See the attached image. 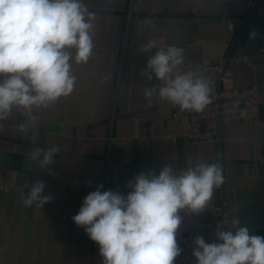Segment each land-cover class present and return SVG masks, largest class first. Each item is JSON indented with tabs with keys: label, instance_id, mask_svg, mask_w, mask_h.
Returning a JSON list of instances; mask_svg holds the SVG:
<instances>
[{
	"label": "crops",
	"instance_id": "1",
	"mask_svg": "<svg viewBox=\"0 0 264 264\" xmlns=\"http://www.w3.org/2000/svg\"><path fill=\"white\" fill-rule=\"evenodd\" d=\"M83 2L95 13L96 48L87 64L73 66L75 90L34 123L13 112L0 130V170L13 186L0 193V264H102L99 246L72 220L86 195L102 185L101 191L126 196L128 182L142 171L179 170L197 160H220L224 183L203 211L186 213L213 222L224 200L229 221L235 216L250 235L264 237V129L240 120L222 127L219 144L186 141L171 118L181 110L159 99L149 104L144 88L157 81L140 75L154 54L139 50L149 40L182 48L183 71H202L204 61L224 57L232 38L226 18L240 16L246 0ZM256 3L260 17L240 27L227 69L233 86L257 87L264 121V0ZM195 9L199 16L191 14ZM20 123H28L26 132L17 130ZM52 146L61 151L40 169L31 154ZM38 181L53 199L40 209L25 207L21 196ZM198 235L217 242L216 232L199 229Z\"/></svg>",
	"mask_w": 264,
	"mask_h": 264
},
{
	"label": "clouds",
	"instance_id": "2",
	"mask_svg": "<svg viewBox=\"0 0 264 264\" xmlns=\"http://www.w3.org/2000/svg\"><path fill=\"white\" fill-rule=\"evenodd\" d=\"M94 21L95 13L83 0H0V130L14 110L34 123L39 112L73 93V66L87 64L95 54ZM139 50L154 53L140 73L149 82L157 81L144 88L149 104L159 99L198 113L212 102V83L200 66L182 70V48L157 47L149 40ZM28 123H20L17 130L26 132ZM60 151L59 146L38 149L30 158L46 169ZM223 183L217 163L197 160L179 170L164 165L158 174L136 175L126 196L101 191L99 185L72 220L99 246L102 264H174L182 252L177 243L180 212L203 211ZM44 189L43 181L33 184L21 196L23 205L40 209L51 202ZM225 224L231 227L218 230L215 243L195 237L196 264H264V237L250 235L235 216Z\"/></svg>",
	"mask_w": 264,
	"mask_h": 264
},
{
	"label": "built area",
	"instance_id": "3",
	"mask_svg": "<svg viewBox=\"0 0 264 264\" xmlns=\"http://www.w3.org/2000/svg\"><path fill=\"white\" fill-rule=\"evenodd\" d=\"M194 16H199L198 10L191 11ZM260 12L256 0H246L244 12L240 16L226 18L228 29L232 38L226 45V53L220 59L206 60L202 64V73L212 83V102L202 112L180 111L173 112L171 118L176 120L181 129V137L191 143L219 144L221 129L224 125L234 121L245 120L250 129H264V121L259 120V96L256 86L235 87L231 84L227 64L236 57L233 43L239 29L245 23L259 18ZM14 112L18 113L16 110ZM221 167V161L216 160ZM13 186L6 183L3 172L0 170V193H8ZM216 189L214 191H220ZM215 220L213 222H199L185 210L180 212L182 224L177 232V243L182 249L174 264H196L193 256L194 239L199 229L213 232L230 228L229 210L224 200L214 208Z\"/></svg>",
	"mask_w": 264,
	"mask_h": 264
}]
</instances>
